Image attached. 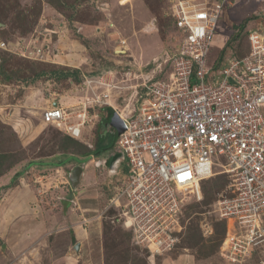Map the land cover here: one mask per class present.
<instances>
[{
	"label": "rangeland",
	"instance_id": "obj_1",
	"mask_svg": "<svg viewBox=\"0 0 264 264\" xmlns=\"http://www.w3.org/2000/svg\"><path fill=\"white\" fill-rule=\"evenodd\" d=\"M17 1L0 0V17L6 19L0 20V37L17 42L54 25L57 34L48 38L53 35L54 54L58 53L32 60L0 49V264H230L218 242L224 230L225 238L232 229V222L220 220L214 212L229 183L224 175L204 179L193 193L185 192L184 228L178 229L180 235L175 232L179 239L171 251L156 252L152 243L135 237L134 227L124 216L126 202L112 200L114 186L120 182L101 161L117 154L116 146L87 159L75 154L78 159L71 164L44 167L33 163L24 170L28 163L54 153L66 156L54 157V162L65 161L80 148L68 143L66 128L43 121L53 98L68 113L67 124L82 122L78 114L86 113L80 137L72 138L89 149H95L103 128L110 135L115 133L107 122L115 109L134 101L132 85L140 83L134 72H146L145 68L178 47L174 2L20 0V5ZM263 6V0H229L210 51L211 63L236 33L241 37L226 46L225 57L234 56L235 49L244 54L247 31L258 26L255 17ZM122 39L126 47L119 48ZM63 67L78 68L82 80L50 74ZM100 72L103 81L114 85L109 104L88 102L94 98L93 89H101L96 82L87 86L85 79H96ZM78 165L83 166V173L73 187L70 173Z\"/></svg>",
	"mask_w": 264,
	"mask_h": 264
},
{
	"label": "built area",
	"instance_id": "obj_2",
	"mask_svg": "<svg viewBox=\"0 0 264 264\" xmlns=\"http://www.w3.org/2000/svg\"><path fill=\"white\" fill-rule=\"evenodd\" d=\"M171 1L179 46L146 72H134L140 80L132 85L134 101L114 108L125 126L116 133V147L124 154L126 180L117 178L112 200L126 202L124 216L140 242L152 243L156 252L171 251L179 239L175 232L183 229L185 192L224 175L229 183L214 212L231 221L232 229L221 254L230 264H253V259L264 264V28L250 31L243 57H225L216 65L210 51L229 0ZM50 27L17 42L0 37V49L47 59L54 55L53 35L48 36L57 34V27ZM120 47H126L125 39ZM102 76L85 79L87 86L96 82L101 89H93L88 102L109 104L114 85ZM67 115L56 105L42 118L79 138L86 113H79L83 121L75 124H67Z\"/></svg>",
	"mask_w": 264,
	"mask_h": 264
},
{
	"label": "trees",
	"instance_id": "obj_3",
	"mask_svg": "<svg viewBox=\"0 0 264 264\" xmlns=\"http://www.w3.org/2000/svg\"><path fill=\"white\" fill-rule=\"evenodd\" d=\"M17 2H18V4L22 5V4H21L22 2H21L20 0H18ZM3 9H4L3 12H5V10L7 9V7H6V6H3ZM0 11H2V10H1V7H0ZM1 13H2V12H0V14H1ZM19 13L23 14L24 12L22 11V12H19ZM18 16H20V15H18ZM255 18L257 19V21H258L259 24H258L257 27L251 28V29H249V30L247 31L246 39H247V44H248V46H247L246 51H245L244 54H243V53H240L237 49H235V50L233 51V55H234V57H237V58H239V57H243L246 53H248V51H249L248 35H249V33H250V31H251L252 29H256V28H259V27H260V28H264V17H263V15L261 14V12H260L259 15L256 16ZM0 20H4V21H6L5 18H1V17H0ZM245 23H246V21L244 22V24L239 25V30H241V29L244 28ZM174 24H175V23H174ZM175 27H176V24H175ZM176 30L179 32V34H180V36H181V33H180V31L178 30L177 27H176ZM240 37H241V33H236V34H234V35L232 36L231 41H230L229 43H227V44L225 45V47H223L224 49H223V48L221 49V54L219 55L218 60H216V62H215L216 65H219V64L221 63V61L225 58V55H226V53H227V48H226V46H227V47L232 46L233 41L239 39ZM178 46H179V43H178ZM218 61H219V62H218ZM147 68H149V67H147ZM145 69H146V68H145ZM65 70H66V71H65ZM69 70H70V71H69ZM105 70H106V68H105ZM42 73H45V72H42ZM50 74L56 76L57 78H64V79H68V78H70L72 81L74 80V81H77V82H80V81L82 80L81 71H80L78 68H75V69H67V68H64V67H63V69H61V71H55V70H53V71L50 72ZM100 74H101V72L98 73V74H96L95 76H98V75H100ZM37 76H39V75H37ZM93 76H94V75H93ZM113 112H114V113H113V116H114V117H112V118L109 117V121L107 122V123L109 124V126H111V127H113V125L115 124V122H116L117 119H118V116H117L115 110H114ZM112 124H113V125H112ZM106 132H107V133H106ZM110 134H111V131L108 130V129H106V128H103L101 131H99V132H98V139H97V141H96V147H95V149H92V150L89 149V147L86 146L85 144L79 143L77 140H74L71 136L69 137V135H66V140L68 141V143H69L70 141H72V142L74 143V145H77V147H80L78 150L73 151V154H72V155L67 156V157H72V158H74V159H78V158L74 157L75 154H81V155L85 156L86 159H87V158H89L92 154H93V155H99V154H101V153H103V152H107V151L112 150V148L115 146V142H114V141H115V139H116V135H115V133L112 134V135H110ZM65 146H66V145H65ZM54 154H55V155H58V156H60V157H66V156H63V154H60V153H58V154L54 153ZM60 159H61V158H60ZM40 161H41V160H40ZM40 161H32V163H28V164L24 167V168H25L24 170L28 169V167L30 166V164H33V163H35V164H38V163H39L38 165H40ZM78 161H79V160H78ZM82 161H83V160H82ZM64 163H65V161H63V160H58L57 162L52 163L51 166H60V165H63ZM21 172H22V171L17 172L16 174H19V175H20V174H22ZM19 175H18V176H19ZM114 177L118 178V177H120V176L115 175ZM182 223H183V220H182ZM183 228H184V226H183ZM224 229H225V228H224ZM225 232H226V230L223 231V235L221 236L222 239L218 242L220 246H221V244H222V242H223ZM177 234L180 235V233H177ZM179 235H178V236H179Z\"/></svg>",
	"mask_w": 264,
	"mask_h": 264
},
{
	"label": "water",
	"instance_id": "obj_4",
	"mask_svg": "<svg viewBox=\"0 0 264 264\" xmlns=\"http://www.w3.org/2000/svg\"><path fill=\"white\" fill-rule=\"evenodd\" d=\"M114 125L118 134L121 133L125 128L120 118L117 119ZM123 156L124 154L118 151L117 154L112 155L108 157V159L101 161L108 168L110 175H115L118 172V167H119L118 163L120 158L121 157L123 158ZM98 164H100V162H98ZM82 173H83V166L81 165L76 166L75 169L72 171V173H70V180L72 182L73 187H76L80 183Z\"/></svg>",
	"mask_w": 264,
	"mask_h": 264
},
{
	"label": "crops",
	"instance_id": "obj_5",
	"mask_svg": "<svg viewBox=\"0 0 264 264\" xmlns=\"http://www.w3.org/2000/svg\"><path fill=\"white\" fill-rule=\"evenodd\" d=\"M96 30H98V27H96ZM93 34H94V32H93ZM63 41H65V40H63ZM55 50V49H54ZM57 50V49H56ZM56 50H55V52H56ZM59 51V50H58ZM60 52V51H59ZM58 53V52H57ZM57 53H55L54 55H56L57 56ZM51 102H50V106H56V105H60V106H62L61 105V101H59V100H56V99H51L50 100ZM54 157H59V158H62V157H60V156H58V155H53V156H49V158H44V160L42 161H40V165H42V166H47V167H49V166H51V164L52 163H54ZM72 159H74V158H72V157H67V159H65V163L64 164H66V163H70L71 164V161H72ZM63 164V165H64Z\"/></svg>",
	"mask_w": 264,
	"mask_h": 264
},
{
	"label": "flooded vegetation",
	"instance_id": "obj_6",
	"mask_svg": "<svg viewBox=\"0 0 264 264\" xmlns=\"http://www.w3.org/2000/svg\"><path fill=\"white\" fill-rule=\"evenodd\" d=\"M110 157V156H109ZM107 159H108V156H107ZM105 160H106V158H105ZM118 166L120 167V171L122 172L120 175H118V176H120V177H122V175L125 173V170H126V167H125V169L123 170V167L121 168V166H125V162H123L121 159H120V161H119V163H118ZM124 176V175H123ZM119 177V178H120ZM122 179V178H121Z\"/></svg>",
	"mask_w": 264,
	"mask_h": 264
},
{
	"label": "clouds",
	"instance_id": "obj_7",
	"mask_svg": "<svg viewBox=\"0 0 264 264\" xmlns=\"http://www.w3.org/2000/svg\"><path fill=\"white\" fill-rule=\"evenodd\" d=\"M117 116H118V115H117ZM118 118H119V117H118ZM113 126H114L115 135L117 136V134H116V133H117V130H116V128H115V125H113ZM112 128H113V127H112ZM68 135H69V134H68ZM70 136H71V135H70ZM71 137H72V136H71ZM73 138H75V137H73ZM115 146H116V139H115ZM113 148H114V147H113ZM113 148H112V149H113ZM116 149H117V151H119L117 147H116ZM118 169H120V167H118ZM115 175H116V174H115ZM115 175H114V176H115Z\"/></svg>",
	"mask_w": 264,
	"mask_h": 264
}]
</instances>
